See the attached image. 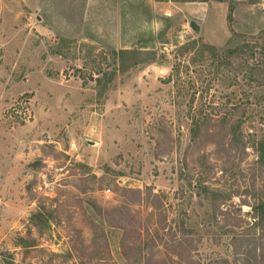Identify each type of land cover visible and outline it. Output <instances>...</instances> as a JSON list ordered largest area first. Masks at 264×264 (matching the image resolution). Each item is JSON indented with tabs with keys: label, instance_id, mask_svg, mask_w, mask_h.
Wrapping results in <instances>:
<instances>
[{
	"label": "rangeland",
	"instance_id": "1",
	"mask_svg": "<svg viewBox=\"0 0 264 264\" xmlns=\"http://www.w3.org/2000/svg\"><path fill=\"white\" fill-rule=\"evenodd\" d=\"M202 1L0 0V264H264V0Z\"/></svg>",
	"mask_w": 264,
	"mask_h": 264
},
{
	"label": "trees",
	"instance_id": "2",
	"mask_svg": "<svg viewBox=\"0 0 264 264\" xmlns=\"http://www.w3.org/2000/svg\"><path fill=\"white\" fill-rule=\"evenodd\" d=\"M207 0H203L202 2H206ZM218 1V0H216ZM228 20L230 19V14L228 15ZM230 21V20H229ZM232 33V35L236 36V33L230 31ZM253 46H257L256 43L253 44ZM185 48V46H181L180 48L177 49L176 53H178L179 51L183 50ZM242 48V47H241ZM240 47H232V48H224L223 50H221V52H216L214 48H210V51L214 52L215 55L214 57L218 60V62H224L223 67H229V60L230 57L234 56V54L237 53V51L239 49H241ZM111 54L113 57L117 56L118 59H122L124 56H128V55H132L133 56V60L130 63V67L136 68L138 66L141 65H147L150 64L152 62H154V54L152 52H146V51H139V50H132V51H119L117 54L115 53V51H111ZM218 54V55H217ZM177 55H175L176 57ZM119 64H122V62H120ZM222 66V64H221ZM119 70H122L121 67H118ZM218 71V70H217ZM180 73V69H179V65H175L172 67V71H171V75L169 76L168 80L172 79V78H178ZM262 219L255 221L252 226L256 229H260V227H262ZM262 235V234H260ZM249 236V235H248ZM240 245L239 248H241L243 246V243L246 242L248 245L250 243V241L248 240H244V239H240ZM4 264H15L12 261H5Z\"/></svg>",
	"mask_w": 264,
	"mask_h": 264
},
{
	"label": "water",
	"instance_id": "3",
	"mask_svg": "<svg viewBox=\"0 0 264 264\" xmlns=\"http://www.w3.org/2000/svg\"><path fill=\"white\" fill-rule=\"evenodd\" d=\"M189 28L194 32V33H198L199 31V27L197 24H195L194 22H190L189 23Z\"/></svg>",
	"mask_w": 264,
	"mask_h": 264
},
{
	"label": "built area",
	"instance_id": "4",
	"mask_svg": "<svg viewBox=\"0 0 264 264\" xmlns=\"http://www.w3.org/2000/svg\"><path fill=\"white\" fill-rule=\"evenodd\" d=\"M105 193H107V194H108V193H109V190H108V189H107V190H105Z\"/></svg>",
	"mask_w": 264,
	"mask_h": 264
}]
</instances>
